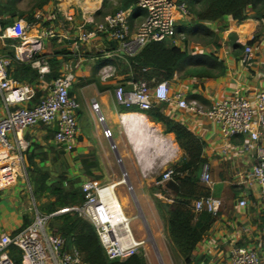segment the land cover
Returning <instances> with one entry per match:
<instances>
[{"label": "crops", "instance_id": "0c3cea01", "mask_svg": "<svg viewBox=\"0 0 264 264\" xmlns=\"http://www.w3.org/2000/svg\"><path fill=\"white\" fill-rule=\"evenodd\" d=\"M102 1L57 0L55 12L62 24L55 23L45 29L37 27L36 34L53 27L56 33V38L43 41L40 54L48 60L58 54L55 58L59 64L60 77L68 72L74 75L69 93L78 104L75 112L77 126L70 149L55 142V124H39L26 130L24 136L31 149L23 154L22 168L30 167L45 173L48 185L60 177L68 181L77 180L76 185L80 187L90 180L104 185L124 180L125 186L117 184V188L126 187L131 194L132 191L141 194L142 188L156 186L161 189L160 193H152V196L170 204L171 201L162 197L161 193H168L166 185L172 180L161 182L162 174L167 169L175 170L183 161L184 153L174 134L167 131L160 120L151 117V114L157 113L165 120L185 128L203 144L201 158L206 160L211 174L212 184L208 187L210 196L222 202L215 222L192 252L191 261L193 264H231V251L235 247L257 249L260 228L264 222L255 197L256 186L250 188L244 181L245 174L250 172L254 164L253 153L245 149L248 142L240 136L225 140L218 125L179 110L174 99L170 104H155L149 113L140 112L135 107L126 109L117 105L115 88L122 86L130 90L135 83L119 45L116 43V49L112 50L110 44L114 41L99 34L86 42L77 39L82 32L92 29L89 24L91 21L97 23L94 14L100 10ZM190 20L191 16L178 21L176 29L188 25ZM200 24L216 36L212 40L216 46L208 39L197 37H190L184 43L176 42L174 38L168 41L173 40L174 46L190 56L211 55L217 58L224 65V74L217 79H198L179 78L178 73L174 72L168 81L171 97L181 95L188 100L199 97L201 105L209 106L235 93L254 99L259 92H263L264 19L251 17L246 22L237 23L230 17H223L215 22ZM61 26L66 27L67 31ZM255 36L258 39L250 46L253 60L248 65H242L239 58L243 51L234 55L233 44L244 47ZM25 49L21 47V54ZM97 61L110 63H105L93 79V67ZM123 62L126 63L124 70L116 72L121 69ZM105 68L113 72L104 81L100 72ZM50 84L40 81L32 85L35 98L27 107L46 96ZM95 103L99 106L98 114L93 111ZM3 114L0 101V116ZM99 116L102 117L101 123ZM103 128L110 131V139L103 138ZM83 161L90 163L89 173L85 172ZM32 187L36 188L35 182ZM10 189L0 190V235L17 233L23 226V216L30 218L27 214L30 209L22 207L19 197L23 189ZM242 197L247 199L244 208L238 205ZM151 209L155 211L153 207ZM31 215L32 222L34 214ZM152 215L155 218L157 212H152Z\"/></svg>", "mask_w": 264, "mask_h": 264}, {"label": "built area", "instance_id": "2783aa9c", "mask_svg": "<svg viewBox=\"0 0 264 264\" xmlns=\"http://www.w3.org/2000/svg\"><path fill=\"white\" fill-rule=\"evenodd\" d=\"M136 6L144 10L146 16L135 30H131L128 23L131 14V9H128L107 15L100 23L91 21L89 24L92 29L82 32L77 38L78 41L86 42L96 34L103 35L119 45L124 57H132L149 43L173 39L177 22L189 18L186 5L177 0H137ZM34 18L33 23L19 19L6 31L2 32L0 29V41H21L20 46L15 48V58L20 62H30L32 57L41 51L45 39L56 38L53 29L39 31L36 36L30 37L29 32L38 27L40 16L37 14ZM30 40L34 41L33 44H29L21 54V47ZM239 60L242 65H248L253 60L250 46H244ZM9 66V60L0 57V101L4 109V114L0 116V162L11 163V160H14V167L21 168L23 154L31 146L25 139L24 132L39 124H55V142L70 149L76 133L75 112L78 109L77 102L69 93L74 83L73 73L68 72L53 81L49 85L48 94L27 107L35 98L34 90L30 85L12 79L8 74ZM31 66L37 70L40 78L49 73L47 60L43 57L33 61ZM100 75L105 81L111 77V70L105 68ZM114 98L117 105L126 109L135 107L140 112L152 110L155 104H170L174 99L179 110L203 117L218 125L225 140L235 136L245 137L248 142L245 149L253 153L254 164L250 172L245 174L244 181L250 188L256 186L255 197L264 216V91L259 92L254 99L235 93L224 100L203 106L181 95L171 97L167 81L151 86L145 82H136L130 90H125L122 86L116 87ZM93 111L99 113L98 104H93ZM99 122H102L101 116ZM102 136L110 139L111 133L103 128ZM175 175V170L167 169L162 174L161 182H168ZM6 176L0 179V190L8 187L6 184L11 182ZM200 181L211 187L210 168L207 163L202 167ZM117 184L104 185L96 180L85 182L81 185L83 204L78 208L61 209L51 216H42L35 208L29 226L15 234L0 235V264H15L9 256L11 247L19 250L20 264H83L78 252L69 245L67 239L46 230L49 217L69 211L76 212L94 226L108 260L122 262L137 255L144 245V240L134 238L129 227L131 219L118 208ZM238 205L244 208L247 199L242 197ZM221 208V200L212 196L200 198L193 203V211L196 214L216 216ZM230 262L264 264V222L260 228L257 249L235 247L231 251Z\"/></svg>", "mask_w": 264, "mask_h": 264}, {"label": "trees", "instance_id": "16d2710c", "mask_svg": "<svg viewBox=\"0 0 264 264\" xmlns=\"http://www.w3.org/2000/svg\"><path fill=\"white\" fill-rule=\"evenodd\" d=\"M24 1L28 2L29 9L26 12L30 13L28 15L19 13L17 9V3ZM177 1L186 5L191 20L187 23L188 25L177 27L176 34L185 35L188 38L208 39L214 46L216 44L212 40L216 36L202 26L201 22H215L223 17H230L237 23H243L251 17L259 18L264 13V0ZM136 2L137 0H103L101 8L96 12L94 19L97 20L99 17L103 19L106 15H113L118 11L131 9L128 23L132 27L135 22H141L146 16L145 11L136 6ZM55 3L56 0H0V29L4 32L11 27L17 21L16 16L18 13L19 19L33 23L36 11L42 10L49 4L55 5ZM257 39L258 37L255 36L246 45L252 46ZM18 44L19 41L5 39L2 46L0 41V57L9 60L8 74L12 79L32 86L39 84L40 81L50 84L60 77L59 64L55 58L58 54H54L50 60L46 59L45 55L36 54L30 62H20L16 60L13 52V47ZM110 45L112 50L117 47L116 42ZM243 49L244 47L233 44L234 55H237ZM41 57L47 60L49 66V73L42 78H40L37 70L31 66L33 61ZM126 61L132 73V81L135 83L145 82L149 86L162 81H170L174 72L178 73L179 78L217 79L223 76L225 71L223 63L217 58L211 55L190 56L168 40L149 43L134 56L127 57ZM105 63L110 62H95L93 79ZM191 99L196 100L198 103L201 102L199 97ZM151 117L160 120L165 125V129L174 134L175 140L184 153L183 161L175 169L177 175L166 185L168 193H161L162 197L170 200L171 203L163 205L162 202L156 201L155 206L160 215L164 216L171 252L183 264H193L191 261L192 252L205 237L217 216L206 213L196 214L193 211V203L196 200L210 196L209 188L200 181L202 167L207 163L206 160L201 158L203 144L185 128L165 120L157 113L151 114ZM89 164L88 161H83L86 173H89ZM27 174L30 184L32 185L35 182L36 185L32 194L35 200L40 196H47L45 197L48 199L47 203L41 206V212L44 216H51L65 208H78L83 204L84 195L81 192V187L76 185L77 180L68 181L66 178L60 177L56 182L48 185V177L45 173L28 167ZM4 182L8 183L10 181ZM10 183L6 186H9ZM30 223V218L24 215L23 226L19 231L29 226ZM47 231L67 239L69 245L78 252L83 264H146L142 254H137L122 262L108 260L99 243L94 226L74 211L49 217ZM9 256L15 264H20L21 256L18 249L11 247Z\"/></svg>", "mask_w": 264, "mask_h": 264}, {"label": "rangeland", "instance_id": "374dc122", "mask_svg": "<svg viewBox=\"0 0 264 264\" xmlns=\"http://www.w3.org/2000/svg\"><path fill=\"white\" fill-rule=\"evenodd\" d=\"M56 5H57V0L55 5L49 4L48 6L44 7L42 10L35 12L34 17L37 14L40 16L38 28L45 29L50 25L53 26V24L55 23L58 25L62 24L58 20V15L55 12ZM17 9L19 13H24L27 15L30 14V13H26L29 9L27 1L17 3ZM19 13L16 16V18H18L16 20H19ZM262 14L260 15V17L264 19V13ZM102 20H103L102 17H99L97 20H95V22L100 23L102 22ZM139 23L140 22H135L132 25L131 30H135ZM38 28L35 27L31 29L29 32V36L30 37L36 36V30ZM60 28L63 29L64 31L65 30L67 31L66 27L61 26ZM53 29L55 28L53 27ZM189 38L185 35L176 34L173 40L176 42L184 43V42H188V40H190ZM173 40L170 42L173 43ZM53 41L55 42V40ZM20 43L21 41H19V44L17 45L18 47L20 46ZM43 43L44 42H42L41 49L43 47ZM15 48L16 47H13L14 55L16 52ZM125 67H126V63L123 62L122 66L120 67L121 69L116 70V72L122 69L124 70ZM112 72L113 71H111V73ZM240 137L246 140L245 137L243 136ZM28 152L29 151H26L25 153L27 154ZM14 165H15L14 160H11V163L0 162V179H2L4 176L7 175L6 178L10 179L11 181L10 185L6 187L7 189L15 188V187L16 190L19 191L23 189V191L19 194V197L22 201V207L23 208L25 207L26 209H30V211L28 210L27 212V214L30 216V219L32 217L31 214H34V207L37 209L40 215L44 216V214L41 212V206L47 203L48 199L45 198L47 196H40L37 200H35V198L32 195L34 191L33 190L34 187H32L28 179V174H27L28 167L17 168L14 167ZM120 185L125 186L124 180H122L119 183V186ZM203 185L206 186L205 184ZM6 188L4 189L7 190ZM135 190L139 191L137 189ZM160 190L161 189L159 187L152 186L149 188H142L141 194L140 193L138 194L137 192H133V191L131 194L126 187H119L116 190V194L119 202L122 204V210L124 214L131 219L129 227L132 235L136 240H144V245L142 249L139 250L138 254H142L146 264H183L182 261L176 256H174L170 250L167 233L165 229L164 216L160 215V213L158 212L155 206L156 201L162 202L163 205H168L167 204L168 202L165 203L162 198L152 196V193L158 194L160 193L159 192ZM147 191H149V193ZM144 195L147 197L145 198ZM143 199L144 201H142ZM152 207L157 212V216L155 218H152L153 217L152 212L153 213L155 212L154 210L152 211L151 209Z\"/></svg>", "mask_w": 264, "mask_h": 264}, {"label": "bare ground", "instance_id": "6f19581e", "mask_svg": "<svg viewBox=\"0 0 264 264\" xmlns=\"http://www.w3.org/2000/svg\"><path fill=\"white\" fill-rule=\"evenodd\" d=\"M30 39H32V38H30ZM33 42H34V41H31V40H30V41H27L22 47H27L29 44H33ZM5 163H6V162H5ZM1 165H2V163H1ZM121 181H122V180H121ZM121 181L118 182V185H119V183H120ZM111 199H112L113 201H115L113 197H112ZM121 199H122V198H121ZM117 202H118V208L122 211V204L119 202L118 198H117Z\"/></svg>", "mask_w": 264, "mask_h": 264}]
</instances>
